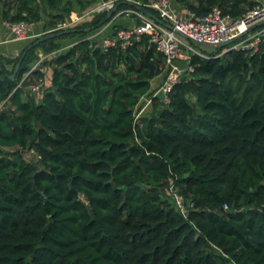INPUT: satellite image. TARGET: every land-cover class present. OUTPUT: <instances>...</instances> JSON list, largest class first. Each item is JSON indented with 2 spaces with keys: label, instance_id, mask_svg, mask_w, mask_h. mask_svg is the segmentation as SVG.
<instances>
[{
  "label": "trees",
  "instance_id": "16d2710c",
  "mask_svg": "<svg viewBox=\"0 0 264 264\" xmlns=\"http://www.w3.org/2000/svg\"><path fill=\"white\" fill-rule=\"evenodd\" d=\"M108 1L120 3L116 13L135 8L131 1L157 14L154 0H78V9ZM171 1L199 17L219 6L234 18L257 3ZM62 3L0 0L1 18L53 29L76 8ZM108 13L52 31L27 51L15 79L28 47L1 71L0 264H264V37L256 51H188L180 63L194 70L169 103L157 95L137 116L157 89L152 81L166 74V56L147 34L125 47L87 38L109 21L103 37L127 27ZM71 37L77 42L66 47ZM40 50L59 52L25 78ZM45 69L38 101L28 86Z\"/></svg>",
  "mask_w": 264,
  "mask_h": 264
},
{
  "label": "built area",
  "instance_id": "2783aa9c",
  "mask_svg": "<svg viewBox=\"0 0 264 264\" xmlns=\"http://www.w3.org/2000/svg\"><path fill=\"white\" fill-rule=\"evenodd\" d=\"M114 6V1H108L102 2L83 13L71 12L69 20L59 24L56 29L72 28L75 25L86 21V19L92 14L95 15L104 10L109 11ZM148 6L156 11V15L163 20V23L156 21L152 17L138 10L136 7L128 8L116 13L114 19L122 15L130 17L134 15L136 20L134 24L129 25L126 28H117L115 36L96 37V35H92L89 39H101L100 45L104 48L115 46L118 42H121L122 46L125 47L133 39L139 40L144 34L150 35L151 40L155 43L157 49L166 56V74L162 84L155 92L157 93L156 95H162V100L165 103H169V94L174 86L181 81L182 76L188 71L194 70L191 65H183L180 61L189 59V52L202 57H207L202 50L195 48L193 46L194 44L186 41L184 37L188 40L193 39L216 45L244 33L251 27H254L257 23L264 20V0L257 2L251 9L247 10L238 18H234L230 14H224L219 6H214L206 15L200 17L186 8H184V12L180 14L173 8L171 0H154ZM35 24L36 23L32 20H3L2 22V26L9 31L14 40L31 38ZM251 32L241 36H248V38L235 44L232 48L256 51L263 40L264 29L249 35ZM58 52L54 51L45 54L41 60L49 58ZM41 60L25 75V78L38 67ZM44 85L45 79L43 77H38L34 82L29 84L28 90H30L32 94L38 95L41 93ZM18 86H21V83ZM169 190L170 197L176 203L177 209L185 217H188V204L185 201L184 196L177 191L173 184L170 186ZM225 207H227V205H225Z\"/></svg>",
  "mask_w": 264,
  "mask_h": 264
},
{
  "label": "crops",
  "instance_id": "0c3cea01",
  "mask_svg": "<svg viewBox=\"0 0 264 264\" xmlns=\"http://www.w3.org/2000/svg\"><path fill=\"white\" fill-rule=\"evenodd\" d=\"M172 6L180 14H182L184 12V8L181 7V5L177 6V5H173V3H172ZM0 8H1V4H0ZM2 22H3V19L1 18V13H0V50L4 53V57H5L3 59L2 65L0 64V77H2L1 71L3 70V68L8 70V71L10 70L9 69L10 67H8L9 66L8 63H10V62H6L7 59H16V58L22 56V53L24 52V50L30 46V44L34 41L33 39H35L36 36H37V38H39L41 36L48 35V34H44V33H46L49 30V28H45V21L36 22L31 38L24 39V40H14L12 38L11 34L9 33V31L2 26ZM135 22H136V20L134 17L122 15L118 18H115V21L113 23L114 24H123V25L128 26V25L134 24ZM110 29H111V25H110V27H105V26L101 27L100 26V28L96 29V31L97 32L100 31L98 36L102 37L104 35V33L109 32ZM90 33H91L90 36L96 34L94 31H91ZM75 42H77V39H74L73 37H71L68 39V42H66L65 45H66V47H69V45H72ZM9 44H16V48L14 51L11 52V53H13V54H11V56H8L9 53H8V55L5 53V51H6L5 46H7ZM0 55L3 56V54H0ZM39 55L41 56V58H43V55H45V54L43 53L42 50H40ZM6 57H7V59H6ZM48 71H50V70H48ZM163 79H164V73L161 74L160 76H158L157 78H155L152 81L153 82V88L159 87L161 85L160 83L163 82ZM48 84H49V80H48L47 85ZM37 99H38V101L41 100V96H39V94L37 95Z\"/></svg>",
  "mask_w": 264,
  "mask_h": 264
},
{
  "label": "water",
  "instance_id": "95a60500",
  "mask_svg": "<svg viewBox=\"0 0 264 264\" xmlns=\"http://www.w3.org/2000/svg\"><path fill=\"white\" fill-rule=\"evenodd\" d=\"M128 3H130L131 5H133L134 7H136L138 10H140L141 12L147 14L148 16L152 17L153 19H155L156 21L163 23V20H161L156 14H154L153 12H151L147 7L140 5L138 3L135 2H131V1H127ZM120 3H118L117 5H115L108 14L107 19H110L117 11L118 7H119ZM264 24V20L257 23L256 25H254V27H251L250 29H248L247 31H245L244 33L233 37L229 40L223 41L219 44L216 45H212V44H208L206 42H200V41H196L193 39H189L197 48H199L202 51H206V52H210V53H215L217 52L219 49H225L226 47H228L229 45L233 44L237 39H239L241 36L253 31L255 28L261 26ZM55 35L53 34H48V35H44L39 37L33 44H31L27 50H29L32 47L37 46L38 44H40L42 41L46 40L47 38L53 37ZM27 50L24 52L23 56L21 57L20 61L17 63L16 67H15V71L14 73L10 76L11 79H15L16 74L22 64V61L24 59V56L27 52Z\"/></svg>",
  "mask_w": 264,
  "mask_h": 264
},
{
  "label": "rangeland",
  "instance_id": "374dc122",
  "mask_svg": "<svg viewBox=\"0 0 264 264\" xmlns=\"http://www.w3.org/2000/svg\"><path fill=\"white\" fill-rule=\"evenodd\" d=\"M70 0H63V3H62V6H61V8L62 7H64V6H67L68 4V2H69ZM72 2H73V5H74V7H76L75 9L72 7V10L73 11H71V12H77V13H80V11H79V4H78V0H71ZM252 1H257V2H259V1H262V0H252ZM67 4V5H66ZM110 11V10H109ZM54 13H58V11H55ZM109 14V13H108ZM96 15V14H95ZM95 15L94 14H92L91 16H89L87 19H86V21H90V20H92L94 17H95ZM67 20V19H66ZM66 20L65 21H63V22H61V23H64V22H66ZM68 21V20H67ZM86 21H84V22H81V23H79L78 25H80V26H83V25H85L86 24ZM111 22L112 21H109L107 24H105V25H103V26H105V27H110V25H111ZM61 23H58L57 24V27L59 26V24H61ZM76 26V25H75ZM57 27H55V28H53V29H49L46 33H44V34H52V31H54V30H56V28ZM60 29V28H59ZM69 29H71V28H69ZM87 29H89L88 27L86 28V30ZM108 29V28H107ZM60 30H68V29H60ZM254 31V30H253ZM251 32L249 35H252L254 32ZM96 34V37L99 35V33L100 32H97L96 30L94 31ZM53 35H55V34H53ZM90 35H91V33H89L88 35H87V38H90ZM54 37V36H53ZM51 38V37H50ZM245 38H248V36H244V37H241V38H239V39H237L234 43H233V45L232 46H234L235 44H237V43H240L242 40H244ZM47 39H49V38H47ZM184 39L186 40V41H188V42H191L190 40H188V39H186L185 37H184ZM6 48H5V53L8 55V53H9V55L8 56H11V54H13V53H11L12 51H14L15 50V48H16V44H9V45H7V46H5ZM197 48V47H196ZM27 53V52H26ZM0 54H3V56H4V53L0 50ZM187 55V54H186ZM6 59H7V57H6ZM40 59H41V56H40ZM43 60H45V59H43ZM43 60H41V61H43ZM37 63H35V65H36ZM8 67H10L9 69V73L13 70V67H14V64L13 63H8ZM34 65V66H35ZM40 66V64L38 65V67ZM16 67V66H15ZM14 71H15V69H14ZM14 73V72H13ZM12 73V74H13ZM45 73H46V78L45 77H43L44 79H45V83H46V81L48 80V77H49V74H50V71H49V73H48V69H45ZM160 84H162V82L160 83ZM47 85V84H46ZM159 87H157V89H158ZM157 89L152 93V94H147V95H145L143 98H142V100H141V102H140V105H138V107H137V109H136V112H137V116H140L141 114H145V113H147L148 111H150V109H151V105H152V99H153V97H156L157 95V93H155L156 91H157ZM27 156V158H30L31 157V154H27L26 155Z\"/></svg>",
  "mask_w": 264,
  "mask_h": 264
}]
</instances>
